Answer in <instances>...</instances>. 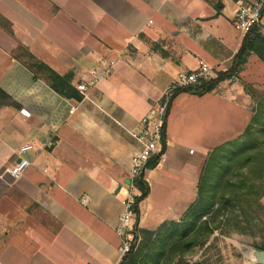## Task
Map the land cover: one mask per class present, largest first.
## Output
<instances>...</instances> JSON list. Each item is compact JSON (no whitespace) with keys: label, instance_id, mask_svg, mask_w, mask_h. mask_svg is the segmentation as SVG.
<instances>
[{"label":"crops","instance_id":"obj_1","mask_svg":"<svg viewBox=\"0 0 264 264\" xmlns=\"http://www.w3.org/2000/svg\"><path fill=\"white\" fill-rule=\"evenodd\" d=\"M225 13L224 0H0L12 29L0 26V89L16 103L0 104V264L119 263L116 225L139 147L130 132L178 70L198 59L231 66L242 36ZM18 43L73 86L114 63L86 97H62L11 55ZM262 90L264 63L251 53L211 91L172 97L165 160L144 170L137 228L182 217L209 152L241 134ZM23 143L30 163L13 178Z\"/></svg>","mask_w":264,"mask_h":264},{"label":"trees","instance_id":"obj_2","mask_svg":"<svg viewBox=\"0 0 264 264\" xmlns=\"http://www.w3.org/2000/svg\"><path fill=\"white\" fill-rule=\"evenodd\" d=\"M0 26L12 34L10 22L1 15ZM251 53L264 63V31L257 26H252L241 37L229 68L216 71L215 76L198 84L175 89L171 99L179 92L202 95L211 91L220 81L236 76ZM11 55L62 97L81 98L71 84V73L58 74L20 43L11 50ZM4 103L16 105L0 89V104ZM162 134L164 137V126ZM154 164V159H151L146 168ZM144 175L143 170L133 179L138 191L133 200L136 218L138 204L148 194ZM263 193L264 97L255 104L254 113L241 134L209 152L199 174L196 199L182 217L178 221L164 222L153 230L135 226L140 239L133 249L121 257L118 264H171L174 258L186 264L183 258L194 252L196 246H204L215 230L224 227L245 233L253 222L264 223L258 213H264V206L259 201ZM254 248L264 251V239Z\"/></svg>","mask_w":264,"mask_h":264},{"label":"built area","instance_id":"obj_3","mask_svg":"<svg viewBox=\"0 0 264 264\" xmlns=\"http://www.w3.org/2000/svg\"><path fill=\"white\" fill-rule=\"evenodd\" d=\"M225 15L230 20L232 27L243 36L252 26H257L264 31V0H224ZM114 63L113 59L104 61L89 70V78L75 83L74 87L81 97H86L89 90L94 87L105 70ZM216 69L203 59L197 60L194 69L178 70L168 86L163 90L161 97L150 106L148 111L138 122V127L130 132L139 142V147L131 157L129 167L128 191L122 198L123 210L116 225V232L120 237V253L123 256L133 249L140 236L136 231V212L133 206L134 196L138 191L133 185V179L146 169L149 160L154 159L155 164L165 160L164 137L162 129L165 123L168 106L170 105L173 91L208 80L215 76ZM24 113L25 111L21 109ZM30 143H23L17 149L18 158L8 169L11 177L15 178L29 165L30 161L24 156L31 149Z\"/></svg>","mask_w":264,"mask_h":264},{"label":"rangeland","instance_id":"obj_4","mask_svg":"<svg viewBox=\"0 0 264 264\" xmlns=\"http://www.w3.org/2000/svg\"><path fill=\"white\" fill-rule=\"evenodd\" d=\"M246 88L252 89V86L247 85ZM258 213L264 222V213L262 211ZM262 237L264 223L261 221L253 222L245 233L230 231L223 227L215 230L204 246H196L194 252L183 259L186 264H241L244 256L251 258L249 252L255 249L254 245L262 243L264 239ZM171 264L181 263L178 258H174Z\"/></svg>","mask_w":264,"mask_h":264},{"label":"water","instance_id":"obj_5","mask_svg":"<svg viewBox=\"0 0 264 264\" xmlns=\"http://www.w3.org/2000/svg\"><path fill=\"white\" fill-rule=\"evenodd\" d=\"M129 183V180L127 181ZM251 258L256 262H264V251L252 249L250 252Z\"/></svg>","mask_w":264,"mask_h":264}]
</instances>
